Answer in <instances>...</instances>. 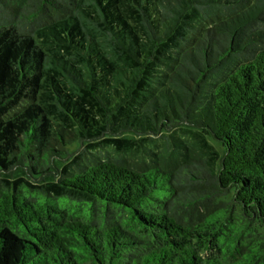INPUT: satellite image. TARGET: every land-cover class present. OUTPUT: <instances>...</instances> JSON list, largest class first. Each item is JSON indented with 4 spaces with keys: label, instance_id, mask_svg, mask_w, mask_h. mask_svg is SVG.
<instances>
[{
    "label": "trees",
    "instance_id": "16d2710c",
    "mask_svg": "<svg viewBox=\"0 0 264 264\" xmlns=\"http://www.w3.org/2000/svg\"><path fill=\"white\" fill-rule=\"evenodd\" d=\"M0 176V264H264V0H0Z\"/></svg>",
    "mask_w": 264,
    "mask_h": 264
},
{
    "label": "rangeland",
    "instance_id": "374dc122",
    "mask_svg": "<svg viewBox=\"0 0 264 264\" xmlns=\"http://www.w3.org/2000/svg\"><path fill=\"white\" fill-rule=\"evenodd\" d=\"M24 106L25 104L22 103L20 107L10 113L9 117L17 115ZM174 131L179 142L189 152H192L196 158L206 160L214 171L217 169L223 151L215 142L186 126H179ZM164 135L165 133H162V136ZM163 142L161 134L147 138L126 134L121 136L117 143L105 137L91 143H76L73 147L68 146L66 155L63 156L64 160L59 166L68 163L71 160V156L81 154V159H83L82 162L84 163L93 159L101 161L117 159L136 167L148 160L147 155L159 154L160 151H164ZM16 175L18 176L19 174L15 173L14 176ZM0 178H3V176H0ZM6 178L7 180L10 179L8 176ZM31 183L35 184L32 181Z\"/></svg>",
    "mask_w": 264,
    "mask_h": 264
}]
</instances>
